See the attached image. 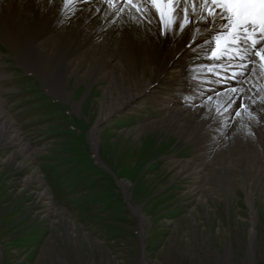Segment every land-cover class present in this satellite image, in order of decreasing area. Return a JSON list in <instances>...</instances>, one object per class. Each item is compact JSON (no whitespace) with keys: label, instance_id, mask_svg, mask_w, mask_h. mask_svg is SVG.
I'll return each instance as SVG.
<instances>
[{"label":"rangeland","instance_id":"374dc122","mask_svg":"<svg viewBox=\"0 0 264 264\" xmlns=\"http://www.w3.org/2000/svg\"><path fill=\"white\" fill-rule=\"evenodd\" d=\"M68 47L41 72L0 40V113L14 129L0 135V264H264V167L230 186L213 171L179 170L192 160L210 166L209 152L249 137L261 150L264 99L232 102L231 124L247 126L236 139L178 136L157 123L151 100L115 111L91 137L110 90L63 68Z\"/></svg>","mask_w":264,"mask_h":264},{"label":"bare ground","instance_id":"6f19581e","mask_svg":"<svg viewBox=\"0 0 264 264\" xmlns=\"http://www.w3.org/2000/svg\"><path fill=\"white\" fill-rule=\"evenodd\" d=\"M0 5V40L18 54L30 55V63L35 69L53 71L54 66H49L51 57L58 47L68 44L69 56L63 68L88 74L91 82L101 77L100 80L106 83L104 88L110 90V103L101 104L91 137L115 111L142 109L139 105L151 100L159 109L157 123L168 126L178 136L187 135L198 144L201 133L206 135L213 131L217 137L227 131L235 133L236 139L246 132L247 126L241 118L234 126L231 124L232 113L237 108L236 105L230 107L232 102L241 100L249 105L252 97L264 99V65L257 57H254V63L248 59L253 52L252 40L264 39V32L252 27L241 33V37H248L245 40L247 51L241 48L215 60L209 59L205 51L208 47L205 38L210 40L211 37L204 31L202 23H198L202 19L199 15L189 17L191 24H185L183 33L171 28L163 33L158 14L151 5L144 3L133 6L123 0L113 3L77 0L73 4H65L64 0H0ZM137 7L140 12L136 11ZM176 7L180 10L177 19H182L185 6ZM187 7L191 10L193 5ZM205 8L221 11L213 5H197L196 11L204 13ZM232 56L235 58H229ZM56 87L63 92L57 82ZM219 107L225 110L218 111ZM6 118L0 113V120L4 119L0 135H8L14 130ZM226 122L232 125L231 130V126L228 128L223 124ZM210 125L214 127L210 128ZM12 137L16 139V135ZM231 144L234 148L235 141L231 140ZM259 147L250 137L245 138L237 148L228 149L223 145L221 153L209 152L208 157H214L210 166L207 165L209 162L192 160L182 162L179 170L188 176L199 175L202 170L213 171L219 178L224 176L221 181L230 186L234 175L242 172L254 177L264 167V143L261 150ZM224 150L231 151L224 153ZM203 155L197 159H202ZM247 176L242 178V186L252 199L253 182ZM211 180L208 178L209 182ZM197 188L209 192L205 185L199 184Z\"/></svg>","mask_w":264,"mask_h":264},{"label":"snow or ice","instance_id":"6c2138e0","mask_svg":"<svg viewBox=\"0 0 264 264\" xmlns=\"http://www.w3.org/2000/svg\"><path fill=\"white\" fill-rule=\"evenodd\" d=\"M76 2L77 0H64L65 4ZM113 2L114 0H108V3ZM123 2L133 6L140 3L151 5L159 16L163 33H167L169 28L174 32L183 33L185 24H191L189 17L201 16L202 19L198 20V23H202L204 31L211 37L210 40L205 38L204 41L208 45L205 51L208 52L209 59L220 60L231 52H238L241 48L247 51L245 40L248 37H241V33L256 25L264 28V0H123ZM177 5L185 6L182 9L184 13L182 19H177L180 11ZM187 5H193L192 9L190 10ZM197 5L218 6L221 11L205 8L204 13H197ZM136 11L140 12L141 9L137 7ZM196 30L200 31L199 28ZM251 47L253 52L248 56L250 63H254V57H257L264 65V39L252 40Z\"/></svg>","mask_w":264,"mask_h":264}]
</instances>
